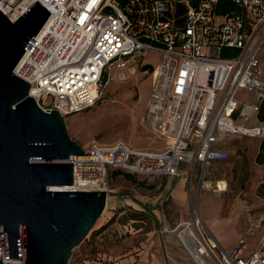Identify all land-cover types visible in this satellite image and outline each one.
I'll return each mask as SVG.
<instances>
[{
	"label": "built area",
	"instance_id": "1",
	"mask_svg": "<svg viewBox=\"0 0 264 264\" xmlns=\"http://www.w3.org/2000/svg\"><path fill=\"white\" fill-rule=\"evenodd\" d=\"M36 1L0 0V10L15 21ZM38 1L53 13L14 72L30 83V95L46 111L57 109L66 115L91 108L112 82L143 66L146 55L161 54L146 119L165 140V148L92 141L84 153L95 155V160H71L102 163L106 189L110 168L168 177L186 170L190 178L197 170L206 183L211 164L229 157L220 148L229 136H264V122L258 120L264 98L258 55L264 39V0H233L248 21L243 14H217L220 0ZM178 5L187 8L179 17L174 14ZM248 22L253 27L250 34ZM213 47L218 56L211 54ZM224 48L238 49L239 54L223 57ZM171 231L196 264H264V233L262 244L251 254H245V240L226 250L210 235L198 209ZM0 243L4 264H25L24 256L6 258L2 229Z\"/></svg>",
	"mask_w": 264,
	"mask_h": 264
},
{
	"label": "rangeland",
	"instance_id": "2",
	"mask_svg": "<svg viewBox=\"0 0 264 264\" xmlns=\"http://www.w3.org/2000/svg\"><path fill=\"white\" fill-rule=\"evenodd\" d=\"M262 30L256 33V38ZM211 54L218 56V48L213 47ZM258 55L264 73V39ZM160 61V53L150 52L143 66L123 80L112 82L96 105L64 115L69 135L83 147L92 141L111 144L122 140L136 149L163 150L165 140L149 127L146 119L155 81L153 72ZM144 65L148 67L143 68ZM240 94L249 93L240 91ZM256 141L251 136H229L223 144L228 142L229 157L206 170L207 182L199 178L197 170L187 180L192 209H198L206 220H211L222 246L234 244L238 231L239 238L247 242L246 255L263 242L264 197L257 194L261 177L255 162ZM116 171L108 169V202L104 213L85 240L74 248L69 264H196L171 231L180 215L169 207L173 189L168 176L138 174L130 180ZM220 180L227 184L225 191L217 190ZM146 202L150 207L145 208ZM165 218L170 220L169 226L164 224ZM139 219L142 221H136ZM164 227L169 230L164 231ZM93 231L97 233L92 235Z\"/></svg>",
	"mask_w": 264,
	"mask_h": 264
},
{
	"label": "water",
	"instance_id": "3",
	"mask_svg": "<svg viewBox=\"0 0 264 264\" xmlns=\"http://www.w3.org/2000/svg\"><path fill=\"white\" fill-rule=\"evenodd\" d=\"M52 13L38 0L15 21L0 10V230L6 258L24 256L25 264H69L108 202L102 163L71 161L95 155L84 153L62 112L41 108L14 72Z\"/></svg>",
	"mask_w": 264,
	"mask_h": 264
},
{
	"label": "crops",
	"instance_id": "4",
	"mask_svg": "<svg viewBox=\"0 0 264 264\" xmlns=\"http://www.w3.org/2000/svg\"><path fill=\"white\" fill-rule=\"evenodd\" d=\"M252 96V95H251ZM254 96H252L251 99H253ZM257 139V150H256V154L259 150V144L261 142V139L263 137H255ZM229 143H231L230 141H228ZM228 142H226L227 144L226 145H220V148L226 150L229 152V145H228ZM225 144V143H224ZM228 148V149H227ZM256 154H255V157H256ZM224 161V160H222ZM222 161H215L211 164V166H214V165H217L219 163H221ZM256 162V161H255ZM258 168H259V172H260V177H261V182L263 181V173H264V166L261 165V164H258L256 162ZM210 166V167H211ZM209 167V168H210ZM184 173L182 174H179V175H176V176H172V177H168L169 178V184H170V189L172 190L169 194V199L168 201H170L169 203V207L173 208L174 211H176V213H179L180 217L175 221V224L174 226L179 223L180 221H184V220H188V219H191L193 217V212H194V208L192 209V205H191V188L190 186L188 187V178H189V173L188 171L184 170L183 171ZM157 176H164V175H157ZM221 182H224V180H220L219 183H218V186H220V183ZM260 182V183H261ZM259 183V184H260ZM259 186V185H258ZM225 188H227V184L225 185ZM218 191H225V190H220V188L217 189ZM148 203H144V206L145 208L146 207H150L149 205H147ZM137 208V207H136ZM139 209V207H138ZM142 209H144L142 207ZM152 211H155V209H152ZM201 213V212H200ZM203 219H204V223H205V226L207 228V230L209 231L210 235L221 245V242L220 240L218 239L217 235H218V230L216 228H214V225L210 222L211 220H206L203 216V214L201 213ZM209 216L211 217L212 215H209L206 213V216ZM133 218V220L135 219L134 217H131ZM136 221H142L141 219L139 220H136ZM207 221V225H206V222ZM168 222H170V220L166 219L164 220V224L166 226H169L168 225ZM210 227L211 230L208 228ZM174 232V231H173ZM262 233H264V230L261 231ZM176 237L180 240V238L178 237V235L176 234V232H174ZM239 233L237 231V234H236V241L234 242V244L232 245H228V246H222L224 249L226 250H231L233 249L241 240V238H239ZM181 241V240H180ZM186 249V248H185ZM187 251V250H186ZM188 252V251H187ZM188 254H190L188 252ZM193 259V258H192Z\"/></svg>",
	"mask_w": 264,
	"mask_h": 264
},
{
	"label": "trees",
	"instance_id": "5",
	"mask_svg": "<svg viewBox=\"0 0 264 264\" xmlns=\"http://www.w3.org/2000/svg\"><path fill=\"white\" fill-rule=\"evenodd\" d=\"M186 9L187 8L185 6L178 5L176 7L175 12H174L175 16L179 17V16L183 15V13H185ZM216 13L219 15L243 14L245 19L247 21L249 20V16L245 12V10L241 6L235 4L233 2V0H220L219 4L217 5V8H216ZM252 28H253L252 24L248 22V27H247L248 34H250L252 32ZM238 54H239L238 49L224 48L221 52V56H223V57L236 56ZM147 67L148 66H144L143 68H147ZM258 120L264 122V98L260 102V110L258 112ZM255 161L258 164H261L264 166V136L261 139V142L259 144V150L256 154ZM110 169H112V168H110ZM113 169L117 170L116 171L117 174H123L125 178L130 179V180H134V175H138L137 173H132V172L117 169V168H113ZM108 174H109V172H108ZM257 194L261 197H264V173H263V181L259 184V186L257 188ZM95 233H97V232L93 231L92 235H95Z\"/></svg>",
	"mask_w": 264,
	"mask_h": 264
},
{
	"label": "bare ground",
	"instance_id": "6",
	"mask_svg": "<svg viewBox=\"0 0 264 264\" xmlns=\"http://www.w3.org/2000/svg\"><path fill=\"white\" fill-rule=\"evenodd\" d=\"M225 182H221L220 183V186H218L219 188H220V190H225L226 188H225ZM106 188H107V185H106Z\"/></svg>",
	"mask_w": 264,
	"mask_h": 264
}]
</instances>
